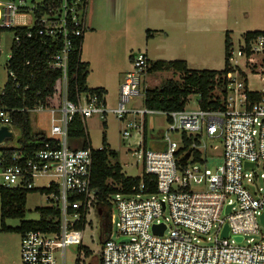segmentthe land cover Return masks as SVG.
Listing matches in <instances>:
<instances>
[{
  "label": "built area",
  "instance_id": "obj_1",
  "mask_svg": "<svg viewBox=\"0 0 264 264\" xmlns=\"http://www.w3.org/2000/svg\"><path fill=\"white\" fill-rule=\"evenodd\" d=\"M88 7L89 0H42L32 5L27 0H0V30H14L17 44L21 41L17 27H27L28 38L37 35L51 40L56 51L49 64L62 73L54 96L28 109L30 114H44L49 123V129L35 132L43 133L36 141L41 147L29 151L18 139V144L5 146L15 149L11 155L0 152V186L33 191L40 189L38 178H48V186L41 188L49 189L44 192L49 206L60 211L47 230L20 234L21 264H68L70 246L86 256L92 250L83 245L84 231L92 214L100 217L99 209L103 213L92 176L93 153L104 146L94 149L87 138V143L75 147L71 138L76 137L70 136L76 116L86 128L88 118L107 113L103 95L80 92L77 86L76 99L69 98L70 63L74 54L82 61ZM29 12L32 25L17 21ZM233 45L226 94L215 90L222 101L220 108L164 111L144 104L145 108L136 109L143 118V130L148 116L164 115L169 122L168 130L156 139L159 148L143 145L132 152L142 159L144 173L155 181L157 192L148 193L142 181L131 193L109 199L115 211L111 212V230L115 225L119 238L114 240L112 231L106 240L100 236L99 253L92 251L97 259L93 264H264V234L260 232L264 226V89L248 87L249 73H260L264 80V29L249 40L244 35L236 53ZM131 65L120 86L118 105L112 109L120 119L126 116L130 100L142 94V82L150 73L145 52L132 54ZM9 75L16 77L13 71ZM250 93L258 97L251 99ZM11 111L0 108V128L7 126L11 131L15 127ZM128 128L122 133L124 138L131 136ZM171 133L179 134L178 141L171 139ZM206 138L222 139L220 166H209V158L218 154L219 147L207 145ZM185 139H190V145L182 155ZM11 141L15 143L13 133ZM228 205L232 208L227 213ZM79 223L84 227H78ZM225 224L228 237L222 236ZM154 225H164L163 234L155 232ZM74 264H85V260L78 255Z\"/></svg>",
  "mask_w": 264,
  "mask_h": 264
},
{
  "label": "trees",
  "instance_id": "obj_2",
  "mask_svg": "<svg viewBox=\"0 0 264 264\" xmlns=\"http://www.w3.org/2000/svg\"><path fill=\"white\" fill-rule=\"evenodd\" d=\"M49 1V0H44ZM16 31L21 36L20 44L15 41L11 47V57L6 66L8 79L4 86L3 93L0 95V108L11 111L12 124L20 129V143L24 149L34 151L41 147L43 133H34L31 126L29 108L34 107L40 102H47L56 92V86L62 75L61 70L49 64L51 55L56 51V46H52L51 40H46L37 35L28 38L27 27H17ZM1 32V30H0ZM148 34L150 30L147 31ZM261 30L247 31V39L259 34ZM233 45L232 38L226 33L225 39V65L221 70L212 69H190L184 60H157L151 61L149 72L174 71L180 72V78H168L158 87L149 88L146 91L144 104L151 109L164 111L182 110L186 107L188 97L191 94L199 95V103L202 109H218L222 105L221 98L217 96L215 90L218 89L222 94H226L228 85V75L233 70L229 62V50ZM132 59V55H131ZM15 73V78L9 75V72ZM89 74V65L84 61L78 60V54H74L70 63L69 76V98L76 99V87L80 92L97 93L104 96V88H89L87 86V76ZM20 84V86H17ZM250 98L258 97L257 93H250ZM24 109V110H22ZM147 128V120L144 131ZM146 132V131H145ZM70 136L85 138L87 143L88 133L79 116H76L70 125ZM11 140V138L9 139ZM104 149L94 151V164L92 185L99 190V203L103 210L100 218L101 239L106 240L111 233V203L109 199L118 193L129 194L134 186L145 182L149 188L148 193H156L157 185L150 176L143 173L142 176H127L123 171V166L116 162L112 163L110 157L117 155L114 151L106 148V138L103 139ZM146 147L147 139H143ZM190 139H185L184 147L180 154L184 155L189 148ZM3 154L11 155L15 149L2 148ZM199 159V154H196ZM44 193L49 191L47 188L38 189ZM31 191L9 189L0 186L1 199V226L2 232H23L30 230H47L51 223L60 217V211L54 207H38L36 211L40 214L38 221L24 220V207L27 202V196ZM21 219L18 227H11L6 224L7 219ZM78 227H84L79 223ZM92 255V251H87L86 256Z\"/></svg>",
  "mask_w": 264,
  "mask_h": 264
},
{
  "label": "rangeland",
  "instance_id": "obj_3",
  "mask_svg": "<svg viewBox=\"0 0 264 264\" xmlns=\"http://www.w3.org/2000/svg\"><path fill=\"white\" fill-rule=\"evenodd\" d=\"M42 0H27L28 5H32L33 3L41 2ZM235 0H232V4H234ZM225 4H227L226 0H224ZM237 8H235V17L238 21L234 24L232 23L231 29L234 30L232 34V41L235 53L240 44L243 42L244 32L246 30H262L264 29V0H237ZM250 10V13H245ZM253 11V12H252ZM234 14V13H233ZM232 14V15H233ZM250 15V16H249ZM21 16L17 21H26L27 25H32L33 14L31 12L27 13L26 18ZM32 19V21H30ZM248 28V29H247ZM135 43H134V51L143 52V42L144 38L142 34L139 35L138 32L134 35ZM14 39V30H1L0 32V95L3 92L4 86L8 79V71L6 63L9 59V55L11 53V47ZM122 46V44H121ZM121 51V47L119 49ZM124 51V62L129 63V70L132 69L131 62H128V58L126 60ZM121 60L123 57L120 56ZM236 59L243 63L244 59L241 57H237ZM110 65L106 64L105 53L98 60V65L94 72L92 71V75L88 79V83L90 86H94L99 84L101 80L105 83V66ZM121 65V64H120ZM225 65V51L224 46H220L219 52L216 54V57L209 63L205 69H223ZM117 69L116 67L114 70ZM124 75L112 74L108 77L110 93L108 95V104H106L107 113L101 117L100 115H93L92 117L86 120V129L88 133V139L90 141V145L94 149L101 148L104 146L103 139L106 138V148L109 151H114L117 153L116 156L110 157L112 163H120L123 166V171L127 176L138 177L143 174V163L142 159L139 158L138 155H132V152L138 149L140 146H143V139L146 137L147 143L146 148H159L155 147L157 140L159 139L162 132L167 131L169 128V122L164 115L155 114L154 116L147 117V128L146 132L142 129V120L143 118L139 113H136V109L145 108L144 105V94L143 90L146 88H154L158 87L168 78L179 79L178 75H174L168 71H161L154 75H147L146 80L142 82V94L140 96L133 97L127 105V113L123 119L117 117V115L113 112V108L118 105L119 95H120V85L124 81ZM145 79V78H143ZM248 87L255 91H261L264 89V80L261 79L260 73H249L248 75ZM219 94V93H218ZM58 96V95H57ZM200 107L199 103V95L191 94L188 97V102L186 105L187 110H196ZM31 126L33 132H38L43 129H49V123L46 120L44 114H38L36 112H32L30 114ZM138 124L139 128H128L127 126L130 124ZM129 129L131 132V136L128 138H124L122 133L125 129ZM11 131L14 135V142L4 141L0 143V152L1 149L5 146L18 144L17 140L21 138V131L17 127H12ZM171 139L174 141H178L179 134L171 133ZM86 142L85 138H71V143L75 147H81ZM205 143L207 145L217 146L219 147V151H217L215 156L209 158V166L214 168L216 166H220L223 162L222 156H220V151L222 150L223 141L221 138H206ZM144 147V146H143ZM48 178H38L36 180V187H46L49 184ZM3 182V179L0 178V184ZM258 184H261L258 182ZM194 189L201 188L200 185H193ZM50 202L47 199V196L40 192L39 190L31 191L27 196V202L24 207L25 217L24 220L28 221H38L40 219L39 212L36 211L38 207H46L49 206ZM112 210V209H111ZM112 213L115 211L112 210ZM6 224L11 227H18L21 224V219L11 218L6 220ZM0 226H1V199H0ZM113 239L117 240V228L115 225L112 226ZM260 232L264 234V226L261 227ZM260 233V234H261ZM83 245L91 249L98 254L100 251V219L97 214H92L90 216V222L88 223L84 234H83ZM260 235H256V238H259ZM20 240L21 235L18 232H2L0 231V251H3L7 256H0V264H13L12 260L17 257V261L14 264H21L20 259ZM85 260V264H88L93 261H97L94 259V255L85 256L83 253H79L76 246H70L67 250V262L68 264H74V259L78 257ZM6 260L7 262H2Z\"/></svg>",
  "mask_w": 264,
  "mask_h": 264
},
{
  "label": "crops",
  "instance_id": "obj_4",
  "mask_svg": "<svg viewBox=\"0 0 264 264\" xmlns=\"http://www.w3.org/2000/svg\"><path fill=\"white\" fill-rule=\"evenodd\" d=\"M236 1L232 4V0H226L225 4L224 0H89L81 51L82 61L89 65L87 86L104 88L108 104V77L114 73L125 77L130 64L124 62V51L126 60L131 62L136 32L142 34L143 52L151 61L184 60L190 69L197 70L211 67L208 65L221 45L225 51L226 33L231 38L234 33L231 25L238 22ZM247 31L251 30L244 33ZM104 53L106 64H110L105 66V83L101 80L90 86L88 79ZM158 72L161 71L150 75ZM168 72L180 78V72ZM159 145L156 143L155 147ZM0 256L7 255L0 251ZM12 261L16 263L17 257ZM2 262L7 261L2 259Z\"/></svg>",
  "mask_w": 264,
  "mask_h": 264
},
{
  "label": "water",
  "instance_id": "obj_5",
  "mask_svg": "<svg viewBox=\"0 0 264 264\" xmlns=\"http://www.w3.org/2000/svg\"><path fill=\"white\" fill-rule=\"evenodd\" d=\"M12 137V132L8 129L7 126H2L0 128V143L4 142V141H8L10 138ZM159 138V137H158ZM152 148V147H150ZM246 166L250 165L253 166V164H249L246 163ZM232 206L228 205L226 212H230ZM99 215H102V211L101 209H99ZM261 222L264 223V214L261 216ZM153 230L155 232H158L160 234H163L164 230H165V226L164 225H154ZM222 236L223 237H228L229 236V225L225 224L224 230L222 232ZM235 239L237 241H241L242 237L241 236H236ZM89 264H93V262H90Z\"/></svg>",
  "mask_w": 264,
  "mask_h": 264
}]
</instances>
